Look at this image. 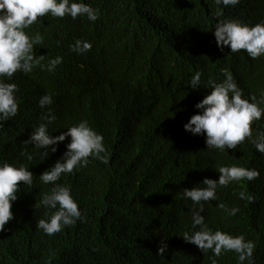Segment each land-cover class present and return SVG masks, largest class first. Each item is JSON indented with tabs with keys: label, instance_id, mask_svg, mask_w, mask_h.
Wrapping results in <instances>:
<instances>
[{
	"label": "trees",
	"instance_id": "trees-1",
	"mask_svg": "<svg viewBox=\"0 0 264 264\" xmlns=\"http://www.w3.org/2000/svg\"><path fill=\"white\" fill-rule=\"evenodd\" d=\"M84 3L99 9L97 21L48 14L25 29L44 37L34 47L37 56H44L42 66L63 57L54 71L34 67L5 81L18 86L19 108L15 117L0 122V162L25 166L33 184L20 182L14 218L0 232V264H212L211 250L205 254L182 238L192 230L193 206L182 190L205 178L218 180L217 165L255 169L259 176L218 188L217 199L204 204L205 222L212 231L252 241L253 257L244 264H264V154L247 139L235 150L208 149L205 136L184 129L200 112L195 105L211 91L205 88L209 78L223 81L221 69L231 71L244 97L259 99L264 93V56L253 60L243 50L221 51L214 36L219 19L250 25L264 21V0L220 6V18L211 14L215 0ZM76 39L87 40L92 49L72 52ZM197 72L201 86L193 90L190 81ZM45 94L53 103L41 109L38 102ZM49 108L56 116L49 134L58 136L87 120L103 135L108 157L107 164L90 158L87 167L61 176L58 183L70 187L84 221L52 236L36 228L48 211L36 205L53 186L39 176L63 156L70 138L59 143L57 152L49 149L46 160L40 156L43 150L23 144ZM252 130L253 136L264 131V115ZM241 191L252 199H240ZM219 204L239 211L230 216ZM161 240L168 244L163 255ZM216 259L217 264H238L235 252Z\"/></svg>",
	"mask_w": 264,
	"mask_h": 264
},
{
	"label": "clouds",
	"instance_id": "clouds-1",
	"mask_svg": "<svg viewBox=\"0 0 264 264\" xmlns=\"http://www.w3.org/2000/svg\"><path fill=\"white\" fill-rule=\"evenodd\" d=\"M240 0H215L216 10L211 14L215 18L223 16L220 6L227 8L235 7ZM50 14L55 18L70 16L72 19L86 17L89 21L95 22L99 19V9H94L84 0H0V122L15 117L18 113L19 104L15 93L19 91L15 83L5 82L11 80L17 72L29 74L34 67H45L48 71L63 62V57L57 56L45 66L41 65L44 56H37L34 47L43 43L44 37L37 32L29 35L25 29L38 21V18ZM214 36L217 46L221 51L229 47L231 53L241 50L255 60L264 56V21L255 25L247 24L238 19H219L215 24ZM92 49V44L87 40L76 39L70 50L77 54H84ZM224 79L217 82L209 78L205 88L210 93L195 105L200 112L191 116L184 125V129L192 135L206 137L208 149H215L224 152L228 149L235 150L246 139L255 149L264 154V131H257L253 136L252 124L259 121L264 115V93L258 99L255 95L244 97L242 89L236 83L233 74L227 68L221 69ZM201 73L197 72L192 76L190 87L193 90L201 86ZM53 103L51 94L43 95L38 106L45 109ZM41 123L34 127L28 140L24 145H34L41 149L42 160L49 157L51 153L58 150V145L70 138L67 143V151L56 161L54 166L44 171L39 180L45 184L53 185L50 192L42 194L39 204L48 211L46 218L39 219L36 224L38 230L45 235L52 236L61 232L66 227H71L77 221H84V216L73 198L71 189L65 184L58 183L62 175L70 174L81 167H87L89 159H97L107 164L108 157L104 146V137L95 131L83 120L76 125L66 128L67 131L58 136L49 134L48 127L55 120L56 116L49 108L42 113ZM28 160L33 156L27 151L21 152ZM215 170L219 173V179L205 178L200 185L191 189H183L182 195L186 200L192 201L191 222L192 230L183 233V240L196 245L205 254L211 250L213 253L212 264H217V259L223 253L235 252L238 264H244L246 260L251 261L255 244L246 240L243 235L233 236L230 233L219 229L212 231L205 222L204 204L217 199V189L227 187L232 182L242 180L252 181L259 176L255 169H249L236 165H217ZM20 182L29 187L33 184V173L21 165L19 167L6 161L0 162V232L14 218L12 204L17 200V193L20 191ZM242 200H251L244 191L239 192ZM218 207L225 209L230 216H235L238 208H225L219 204ZM168 244L161 240L158 249L163 255Z\"/></svg>",
	"mask_w": 264,
	"mask_h": 264
}]
</instances>
